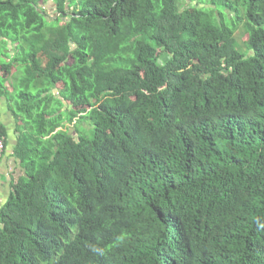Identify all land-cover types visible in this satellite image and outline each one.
Wrapping results in <instances>:
<instances>
[{"label":"trees","instance_id":"trees-1","mask_svg":"<svg viewBox=\"0 0 264 264\" xmlns=\"http://www.w3.org/2000/svg\"><path fill=\"white\" fill-rule=\"evenodd\" d=\"M2 99L0 264H264V0H0Z\"/></svg>","mask_w":264,"mask_h":264},{"label":"crops","instance_id":"crops-1","mask_svg":"<svg viewBox=\"0 0 264 264\" xmlns=\"http://www.w3.org/2000/svg\"><path fill=\"white\" fill-rule=\"evenodd\" d=\"M8 46L10 49L16 47V45L13 46L11 44ZM10 51V57L16 55L15 52L12 50ZM18 69L19 67H14L12 74L17 73ZM6 85L8 86V84ZM8 88L10 87L8 86ZM54 95L57 96V90H54ZM8 104L6 99L0 100V125H4L8 131L7 146L5 148L4 145V148L0 151V157H2L0 162V208L10 195L11 175H13L19 167V160L13 157L14 148L17 145L15 116Z\"/></svg>","mask_w":264,"mask_h":264},{"label":"rangeland","instance_id":"rangeland-1","mask_svg":"<svg viewBox=\"0 0 264 264\" xmlns=\"http://www.w3.org/2000/svg\"><path fill=\"white\" fill-rule=\"evenodd\" d=\"M40 8H41V10H45V14H46L47 19L57 18L58 14H56L55 7L51 2H49L47 4L40 5ZM69 13H73L72 8H71V11H69ZM236 38H237L239 49H242L243 43L246 42L248 39V34H247V32L244 31V27H242V26L238 27ZM7 84L10 87V83L7 82ZM16 177H18V174L16 175Z\"/></svg>","mask_w":264,"mask_h":264},{"label":"built area","instance_id":"built-area-1","mask_svg":"<svg viewBox=\"0 0 264 264\" xmlns=\"http://www.w3.org/2000/svg\"><path fill=\"white\" fill-rule=\"evenodd\" d=\"M3 148H4L3 141L0 140V151H2Z\"/></svg>","mask_w":264,"mask_h":264}]
</instances>
